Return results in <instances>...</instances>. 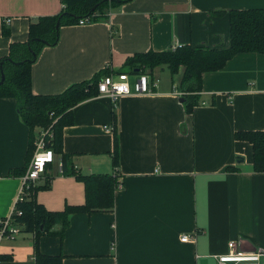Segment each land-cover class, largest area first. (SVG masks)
I'll return each instance as SVG.
<instances>
[{
    "label": "crops",
    "instance_id": "1",
    "mask_svg": "<svg viewBox=\"0 0 264 264\" xmlns=\"http://www.w3.org/2000/svg\"><path fill=\"white\" fill-rule=\"evenodd\" d=\"M62 7L61 0H0V58L27 40L32 21ZM249 8H264V0H130L110 7L105 20L61 25L57 43L31 65L32 92L57 94L100 70L117 73L137 52L224 43L227 11ZM151 74L158 82L150 92L121 95L114 105L96 94L73 107V123L62 129L74 173L61 174L55 154L48 185L34 192L39 203L53 211L83 204V174L114 173L122 187L111 211L70 213L62 237L39 236L38 250L61 255V264H216L233 239L264 249V172L252 168V145L234 136L264 130V54L240 53L204 72L206 104L190 113L176 93L180 72L159 66ZM28 139L16 100L0 98V217L22 187ZM182 234L193 239L182 242ZM2 242L1 264H34L33 235Z\"/></svg>",
    "mask_w": 264,
    "mask_h": 264
},
{
    "label": "trees",
    "instance_id": "2",
    "mask_svg": "<svg viewBox=\"0 0 264 264\" xmlns=\"http://www.w3.org/2000/svg\"><path fill=\"white\" fill-rule=\"evenodd\" d=\"M62 9L53 16H41L29 24L26 41L12 44L9 55L0 58L4 76L0 83V98H14L18 114L29 129L27 163L34 151V128L38 126L51 132V144L55 154L61 156V174L74 173L68 165L67 154L62 151V129L73 123V107L89 97L98 94L97 82L110 72L107 69L96 72L89 80L69 85L57 94H35L31 89V65L44 46L55 45L60 26L77 23L85 18L89 22L105 20L110 7L130 0H61ZM227 41L215 45H181L176 49L162 51L147 50L134 53L126 58L118 73L136 74L140 69L152 71L165 66L171 76L180 72L179 89L183 92L182 104L185 112H192L201 101L202 75L207 71L221 69L227 60L240 53L264 54V8L231 9L227 11ZM59 26V27H60ZM14 61H23L15 64ZM114 133L116 134L114 127ZM114 134L113 165L118 164L117 140ZM236 139L248 141L252 145V168L264 172V130H240ZM48 163L42 175L43 183L37 181L26 188L25 199L18 204L20 215L16 221L25 232L34 234V264H61V255H47L37 248L40 235L62 237L68 226V217L73 212H91L114 208V194L119 183L114 173H93L79 175L84 184L85 201L80 205H66L62 210H47L34 198V192L48 185ZM18 173L23 174L22 169ZM40 178V179H41ZM122 184V183H121ZM122 187V186H121ZM59 229L56 230V226ZM6 258V257H4Z\"/></svg>",
    "mask_w": 264,
    "mask_h": 264
},
{
    "label": "built area",
    "instance_id": "3",
    "mask_svg": "<svg viewBox=\"0 0 264 264\" xmlns=\"http://www.w3.org/2000/svg\"><path fill=\"white\" fill-rule=\"evenodd\" d=\"M10 19H6L8 22ZM89 22L85 18L78 20V24ZM179 44H173L170 49L174 50L180 47ZM151 72L140 69L138 73L134 74V80H129L127 73H109L103 76L97 82L98 94L106 95L110 98L113 105L121 95L132 93H146L150 92L152 87H156L158 79L152 78ZM176 93L180 96L182 92L177 89ZM200 104H206L201 101ZM108 130L111 127L103 126ZM113 129V127H112ZM51 132L48 129L39 130L34 137V151L29 160L26 172L22 176V187L17 194L11 212L4 217H0V243L4 240H14L21 232L22 227L16 221V216L21 214L18 209V204L25 199L27 194L26 188L39 180L45 172L46 165L55 162V153L50 147ZM59 171L61 172V162H57ZM119 188L122 186L121 179L118 180ZM193 236L189 234H182L180 240L187 242L192 240ZM216 264H264V249L254 248L252 250H245L241 248L239 240H230L227 243V250L223 253L214 256ZM1 264V263H0Z\"/></svg>",
    "mask_w": 264,
    "mask_h": 264
},
{
    "label": "water",
    "instance_id": "4",
    "mask_svg": "<svg viewBox=\"0 0 264 264\" xmlns=\"http://www.w3.org/2000/svg\"><path fill=\"white\" fill-rule=\"evenodd\" d=\"M59 26H60V20L57 19V20H56V23H55V28L58 29ZM9 60L12 61V62L15 63V64H21V63H23V61H14V60H11V59H9ZM3 79H4V76H3L2 71H1V79H0V83H2ZM180 101H181V102L183 101V98H182V97L180 98ZM241 159H242L241 157H238V158H237V160H239V161H241Z\"/></svg>",
    "mask_w": 264,
    "mask_h": 264
},
{
    "label": "rangeland",
    "instance_id": "5",
    "mask_svg": "<svg viewBox=\"0 0 264 264\" xmlns=\"http://www.w3.org/2000/svg\"><path fill=\"white\" fill-rule=\"evenodd\" d=\"M180 91H181V90H180ZM181 92H182V91H181ZM182 94H183V92H182ZM182 94H181V95H182ZM181 95H180V96H181ZM34 130H43V129H42V128H39L38 126H36V127L34 128ZM35 135H36V134H35ZM55 161H56V159H55ZM58 161L61 162V160H58ZM58 161H57V162H58ZM24 234H31V235H33V237H34V234H33V233L25 232L24 230H23V232H21L19 235L22 236V235H24ZM19 235H18V236H19ZM18 236H17V237H18ZM17 237H16V238H17ZM3 243H4V242H2L1 244H3Z\"/></svg>",
    "mask_w": 264,
    "mask_h": 264
}]
</instances>
